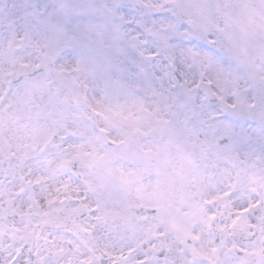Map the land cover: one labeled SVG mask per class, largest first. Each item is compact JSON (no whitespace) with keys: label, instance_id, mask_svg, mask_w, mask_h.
I'll return each instance as SVG.
<instances>
[{"label":"snow or ice","instance_id":"6c2138e0","mask_svg":"<svg viewBox=\"0 0 264 264\" xmlns=\"http://www.w3.org/2000/svg\"><path fill=\"white\" fill-rule=\"evenodd\" d=\"M0 264H264V0H0Z\"/></svg>","mask_w":264,"mask_h":264}]
</instances>
